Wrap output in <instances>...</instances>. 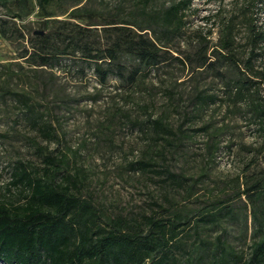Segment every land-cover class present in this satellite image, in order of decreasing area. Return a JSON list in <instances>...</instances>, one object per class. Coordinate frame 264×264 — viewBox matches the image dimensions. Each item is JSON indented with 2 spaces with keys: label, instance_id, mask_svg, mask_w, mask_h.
<instances>
[{
  "label": "rangeland",
  "instance_id": "374dc122",
  "mask_svg": "<svg viewBox=\"0 0 264 264\" xmlns=\"http://www.w3.org/2000/svg\"><path fill=\"white\" fill-rule=\"evenodd\" d=\"M171 0H150L151 7ZM52 0L50 26L64 29L68 21L83 25L88 15L73 18L74 7L88 9L95 20L112 17L133 19L142 0ZM16 15V16H15ZM46 17L35 0H0V199L7 190L15 163L42 171L46 153L62 158V167L77 172L80 192L90 195L104 218L116 214L139 216L157 210V204L192 212L213 205L233 204L235 215L216 224H203L202 234L221 233L234 249L247 256L257 221L246 194H240L264 173V135L245 100L237 99L217 70H193L181 57L197 49L202 37L217 42L227 22L236 48L244 57L250 47V26L264 32V0H192L183 31L171 44L170 56L146 76L128 84L116 75L99 83L80 53L64 55L54 66L29 65L21 56L31 50L35 31ZM120 24V22H118ZM93 27V26H92ZM94 46L109 36L100 25L92 28ZM261 47V48H260ZM255 64L264 71V42ZM127 61V57H123ZM84 69L81 71L80 67ZM226 78L240 74L226 62L217 67ZM248 76H253L249 72ZM256 98L264 101V83ZM202 90L214 100L197 105ZM27 94L33 103V124L26 105L12 93ZM161 118L170 131L161 133L152 119ZM47 125L46 131L39 126ZM152 164L139 168L137 161ZM167 168L193 183L192 194L164 182L155 170ZM264 215V195L259 199Z\"/></svg>",
  "mask_w": 264,
  "mask_h": 264
},
{
  "label": "trees",
  "instance_id": "16d2710c",
  "mask_svg": "<svg viewBox=\"0 0 264 264\" xmlns=\"http://www.w3.org/2000/svg\"><path fill=\"white\" fill-rule=\"evenodd\" d=\"M51 1L35 0L46 18L41 21L42 33L33 36L31 50L25 49L21 56L29 65L52 67L64 55L75 58L80 53L101 84L109 75L132 84L173 56L171 41L183 31L192 3V0H171L151 7L150 0H142L133 19L113 15L102 20L92 19L87 8L77 6L70 16L80 18L86 11L87 21L83 25L68 21L62 29L50 26ZM97 25L110 38L100 46H94L88 38ZM259 42H264V32L250 26V47L244 57L236 48L227 22L217 42L210 44L202 37L197 49L180 61L189 62L193 70L209 67L217 70L233 96L246 101L264 135V101L256 98L255 88L264 83V71L255 64L262 52L257 51ZM123 57L128 60L124 61ZM223 61L237 68L240 74L226 78L217 69ZM83 69L81 66L80 70ZM12 93L26 105L32 123L38 124L27 94ZM194 98L201 105L213 101L214 94L199 90ZM152 126L157 133L170 131L159 117L152 119ZM39 129L46 131V123ZM43 160L41 172L27 168L21 161L12 168L6 187L8 191L16 187V193L0 199V264H264V215L259 204L264 195V173L250 183L245 181L239 193L246 194L257 221L250 253L244 256L221 233L213 238L202 234L203 224H216L225 215L234 216L233 204L223 200L220 205L188 213L172 203L165 206L155 202L157 210L149 213L116 214L105 219L92 197L80 192V167L75 173L66 171L59 162L63 159L50 153L44 154ZM137 164L146 169L152 163L140 159ZM155 171L163 174L162 180L170 186L184 189L187 196L192 194L193 183H188L181 173L167 168Z\"/></svg>",
  "mask_w": 264,
  "mask_h": 264
},
{
  "label": "water",
  "instance_id": "95a60500",
  "mask_svg": "<svg viewBox=\"0 0 264 264\" xmlns=\"http://www.w3.org/2000/svg\"><path fill=\"white\" fill-rule=\"evenodd\" d=\"M35 32H36V33H37V32H39V33H42V31H41V30H39V31H35Z\"/></svg>",
  "mask_w": 264,
  "mask_h": 264
}]
</instances>
